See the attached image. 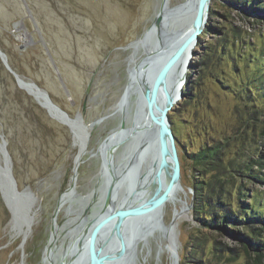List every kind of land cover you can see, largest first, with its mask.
<instances>
[{
  "label": "rangeland",
  "instance_id": "obj_1",
  "mask_svg": "<svg viewBox=\"0 0 264 264\" xmlns=\"http://www.w3.org/2000/svg\"><path fill=\"white\" fill-rule=\"evenodd\" d=\"M161 1L0 0V48L7 54L11 67L27 81H34L45 89L52 101L71 118H77L84 106L85 123L102 118L94 125L88 147L84 136L88 129L82 132L79 122L83 148L79 147L74 131L66 125L63 116L49 108L46 96L18 85L0 57V132L8 141L20 189L30 186L37 196L31 212L34 216L31 232L25 236L23 231L27 226L13 224L11 212L0 192V264H59L67 248L70 249L74 233L81 226V218L90 216L97 209L104 183V177L99 175L101 148L104 139L121 120L119 110L126 100L121 96L130 83L131 71L147 55L143 50L145 46L136 49L131 44L150 26ZM183 1L171 0L170 6ZM212 9L214 15H211ZM208 21L217 27L239 26L253 46L238 43L231 53H253L249 54L252 61L248 66L239 62L240 66L249 72L255 70L258 63L264 72V9L247 13L228 0H212ZM217 38L216 32L207 35L202 39V45L215 43ZM233 39L229 41L230 48L232 42L237 43L236 37ZM201 51L197 44L185 85L190 75L191 80L201 83V90L191 105L179 104L180 99L170 116L182 157L180 186L165 205L162 220L158 217L157 222L151 221L149 232L152 235L146 236L148 233L144 231L136 241L134 264H177L176 252L180 254V264H194L193 258L205 264H264V256L259 259L254 253L251 256L244 254L241 246L246 236L244 224L232 226L240 234L220 233L202 228L194 219L193 208L185 211L187 205L195 201V181L199 178L207 180V184L210 181L209 172L203 166L195 167L190 155L220 138L235 136L239 110L236 105L245 107L241 102L244 100L239 102L233 95H226V90L217 81L208 77L206 82L199 79L193 61L194 58L200 60ZM209 71L220 72L225 83L238 79L231 65L222 64L216 68L215 64ZM138 79L131 80L127 90L131 96L127 106L129 121L136 108L137 94L134 92L140 88ZM257 127L249 131L245 141L233 143L238 146L239 155L228 156L222 167L229 166L231 159L236 168L241 165L244 170L250 166L255 171L258 178L248 177L243 182L249 194L242 201L246 207L258 206L264 211V136H259L262 129ZM123 150V146L115 150L116 163L124 161ZM78 152L82 162L75 179L74 164ZM74 180L76 186L71 189ZM91 192V197H87ZM209 192L213 190L203 191L206 198L211 197ZM119 193L123 195L124 189H119ZM201 206L204 209L205 206ZM247 210L254 220L252 225L259 230L257 237L262 239L264 213L256 215ZM161 221L164 222L162 225ZM226 224L234 225L233 222ZM167 231L172 232L168 238ZM218 245L237 252L221 258L215 249ZM47 246L51 248L48 258Z\"/></svg>",
  "mask_w": 264,
  "mask_h": 264
},
{
  "label": "water",
  "instance_id": "obj_2",
  "mask_svg": "<svg viewBox=\"0 0 264 264\" xmlns=\"http://www.w3.org/2000/svg\"><path fill=\"white\" fill-rule=\"evenodd\" d=\"M167 3L169 0L162 1L160 11L156 12L150 26L139 37L145 41L149 37L148 44L152 46L157 41L158 46L144 49L147 55L136 65L137 68L143 66V70L146 71L145 79L137 83L140 88L134 92L137 94L136 108L130 121L127 107L130 98L125 108L121 110L122 116L117 128L121 127V132L124 133L122 140L118 141L114 149H108L107 171L102 176L104 177L102 213L81 233L79 246L76 251H72L69 261L65 262L67 256L65 254L59 264H134L136 258L134 256L129 258L130 252L134 250H128L127 240L133 236L138 237L145 231L143 229L149 228L152 224L148 222H151L153 216L157 215V220L158 217L162 220L163 208L180 183L182 162L169 112L176 102L183 98L188 66L192 62L200 36L207 26L212 0H184L169 7L165 12ZM153 27L157 28V35L151 34ZM186 55V64L181 67L180 63ZM0 57L6 68L14 74L18 85L25 82L11 67L7 54L1 48ZM152 57L154 59L150 63L144 61ZM142 61L144 62L141 64ZM140 82L143 83L142 87ZM27 83L39 87L34 81ZM44 92L49 96L45 89ZM50 100L59 107L51 98ZM62 111L68 115L65 110ZM85 115L86 106L76 117L83 127L87 125L90 127L88 133L90 137L94 125L102 118L85 124L83 122ZM147 118L149 122H144ZM127 121L130 122L129 125ZM119 146L124 147L122 159H127V163L124 161V164L120 161L119 165H122L120 171L115 168L118 164L115 162V150ZM110 152H113V155ZM126 153L131 154L129 158L125 156ZM79 158L78 152L74 176L79 167ZM129 164L130 170L127 169ZM102 168L103 163L101 170ZM144 179L149 180L150 184L145 188V194L139 195ZM133 184V187L137 186L130 199L128 197L123 203L115 205L114 202L120 195L119 189L123 188L127 192ZM0 192L11 212L14 225H27L31 228L34 217L31 212L37 202V196L30 186L20 189L14 175L8 141L1 132ZM190 206L193 208V203ZM58 209L59 204L55 215L58 214ZM172 219L174 220V217ZM110 230L113 235L103 243ZM48 246L46 252H51Z\"/></svg>",
  "mask_w": 264,
  "mask_h": 264
},
{
  "label": "trees",
  "instance_id": "obj_3",
  "mask_svg": "<svg viewBox=\"0 0 264 264\" xmlns=\"http://www.w3.org/2000/svg\"><path fill=\"white\" fill-rule=\"evenodd\" d=\"M228 1L232 3L233 6H237L247 13H256L257 11L264 9V1ZM213 12L212 9L211 15H214ZM215 32L218 34V38L215 39L216 42H209L208 44L210 45L208 46L202 45V39ZM241 33L242 31L239 26L224 25L217 27L215 24L208 21L206 29H204L198 43V46L202 50L200 60L194 58L193 61V69L196 72L198 71L197 73L199 74V79L201 81L206 82L207 77L213 79L215 82L217 81L221 85V88L226 90V95H233L236 97V101L239 102L244 100L241 102H243L245 107L242 108L239 104L236 105L239 110H237L238 120L237 127H235L234 130V135L236 134L235 136L230 135L229 137L220 138L219 140L214 141L211 145L204 148L200 147L199 151L190 155L194 166H203V169H206L210 174V181L213 180L212 184H210V181H208L207 184V180L200 178L195 181L194 191L197 195L195 196L192 211L194 213V219L198 224H200L202 228H207L211 231L220 233L226 231V233L228 232L229 234L237 235L239 232H236V229L234 230V227L232 226H236V223L244 224L245 226L241 225L246 229V236H244L241 241V246L245 252L244 254L251 256V254L254 253L255 256L259 258L264 256V236L262 239L257 237V231L259 230L255 225H252L254 220L249 217L247 208L249 211L252 210L254 213H257L256 215H261L264 211L263 209H259L258 206L256 208L246 207L244 206V200L242 201L243 197L248 196L249 194L246 193V184L243 182L246 181L248 177L256 179L258 176L250 166L249 168L246 166L244 170H241V165L236 168L235 162L231 159H229V166L222 167V164L226 162L225 160L228 156L231 154L232 156L239 155V150L236 149L238 146L233 143L239 142L238 144H240L245 141V138L248 136L249 131L252 130V128L258 126V129L260 126L262 131L259 133V136H264V72L260 69L262 67H258V63L255 66V70L251 69L247 72L245 67L252 61L249 54L252 55L253 53H242L240 55L231 53V51H235V44L238 43H241V46L243 43L250 47L253 46L250 41L245 39L243 34L245 32ZM233 36L236 37L235 40L237 43L232 42L230 48L229 41L234 40ZM196 52L197 49L195 50V53ZM224 60L225 62H223ZM239 62H243L245 67L243 66L242 68ZM215 64L216 68L222 66V64L233 66L235 72L238 74V79H235L232 83H225L224 77H221L220 72L211 73V71H209L211 70V67H215ZM212 70L214 71L213 68ZM241 74L242 76H239ZM200 86L201 83L191 80L189 75L187 86L184 89L183 98L179 104H185L186 106L189 104L191 105L194 101L195 95L201 90ZM174 110L175 109H173V111ZM170 112L169 116L172 114V112ZM256 134L257 132H255L254 135ZM237 137H240L241 139H237ZM177 142L179 146L178 138ZM180 158L182 162L181 154ZM239 163L242 164L241 162ZM204 188L213 190V192L208 193L211 194V197L206 198V195L203 193L205 190ZM201 205L205 206L204 209ZM228 222H233L234 225L230 224L231 226H228L226 224ZM215 249L217 255L219 257L222 256L221 258L224 259L227 258L229 254L237 252L228 246L218 245V247L215 246ZM193 259L194 264H205L200 262L199 259Z\"/></svg>",
  "mask_w": 264,
  "mask_h": 264
},
{
  "label": "bare ground",
  "instance_id": "obj_4",
  "mask_svg": "<svg viewBox=\"0 0 264 264\" xmlns=\"http://www.w3.org/2000/svg\"><path fill=\"white\" fill-rule=\"evenodd\" d=\"M163 1V0H162ZM162 1H161V3H162ZM170 1L171 0H169V3H167L166 4V7H165V12L168 10V8L169 7H171L170 6ZM161 3H160V6H159V8L161 7ZM158 11H160V9H158ZM157 28L156 27H153V29L151 30V34H156L157 35ZM148 42H149V37H148V40H143L142 38H138L135 42H132V44H131V47L132 48H136L137 49V47L138 46H140V47H144L143 48V50L145 49H151V48H155L156 47V45H157V41L155 42V43H153L152 44V46L149 44L148 46H147V44H148ZM158 46V45H157ZM160 55H162V53L161 54H159V56ZM158 56V55H157ZM154 58L152 57V58H146L144 61H146V62H151L152 60H153ZM186 59H187V55L182 59V62L180 63V65H181V67H183L185 64H186ZM131 60H132V57H131ZM141 61V60H140ZM139 61V62H140ZM144 61H142L141 62V64L144 62ZM138 64V63H137ZM136 64V65H137ZM136 65H134V67H133V70L131 71V80H135V78L136 77H138L139 79L137 80V82L139 81V80H141V79H145V72L146 71H144L143 70V66L140 68V70H139V72H138V69L139 68H137V66ZM190 66H191V62H190V64H189V66H188V70H187V74H188V72H189V69H190ZM133 72H135V75H134V73ZM137 75V76H136ZM23 78V80L25 81V82H21V85L22 86H25V87H27V88H29V89H31V90H33L37 95H40L41 96V94L43 93L45 96H46V98H47V100L49 101V103L50 104H48L49 105V108H51V109H53L55 112H57L58 114H60L61 116H63L64 118H63V120H64V122L66 123V125H68L73 131H74V134H75V140L78 142V144H79V147H82L83 148V145H82V141H83V139H79V134H81V132H80V127H79V125H80V123H81V121L79 120V118H75V119H73V118H71V116L68 114V115H66L63 111H62V108H59L60 109V111L65 115H62V113H60L59 111H58V109H56L55 107V105L53 104V103H51V100H50V97L44 92V89L43 88H41L40 86L39 87H36V86H33V85H31V84H28L27 82H29V81H27L26 79H24V77H22ZM130 80V83L128 84V87H126V90H125V93L123 94V96H122V98L123 97H126V100L125 101H123L122 103V106H121V108H120V110H119V112H120V115L122 116V112H121V110H123L124 108H125V106H126V104L128 103V101H129V98L131 97L130 96V94L128 95V89H130V84H131V81ZM186 82H187V79H186ZM186 82H185V85H186ZM143 83L142 82H140V86L142 85ZM142 87V86H141ZM174 90H175V88H173ZM184 89H185V86H184ZM138 92H140V90L138 91ZM133 93V92H132ZM183 95H184V93H183ZM180 100V99H179ZM178 100V101H179ZM178 101L176 102V104L178 103ZM55 106V107H54ZM55 108V109H54ZM79 117V116H78ZM149 119L147 118L146 119V121L144 120V122H149L148 121ZM80 122V123H79ZM83 122H85L84 120H83ZM86 124V123H85ZM145 125H148V124H145ZM88 129V131H87V133L86 134H84V136H85V138H86V143L85 144H87L86 146L88 147V140H89V138L90 137H88V133H89V130H90V127L87 125V126H85V127H83V124L81 123V131L82 132H84V131H86ZM123 135H124V133L123 132H121V127H118V128H115L112 132H110L109 133V135L104 139V143H103V145H102V148H101V160H102V163H103V168H102V170H100V173H99V175L100 176H103V174L107 171V160H108V149L109 148H112V149H114V147L117 145V143H118V141H120V140H122V138H123ZM86 147V148H87ZM81 148V149H82ZM112 155H113V152H110ZM131 154L130 153H126L125 154V156L127 157V158H129V156H130ZM126 160L127 159H125L124 161L126 162ZM79 166H80V163L82 162V157H80L79 158ZM123 161V164L125 163ZM78 163V162H77ZM119 163H120V161H118V164L115 166V168L118 170V171H120V167L122 166V165H119ZM127 163V162H126ZM78 169H79V167H78ZM128 170H130V164H129V166H128V168H127ZM77 173H78V170L76 171V174H75V179H76V177H77ZM149 180H147L146 181V179H144L142 182H141V185L143 186V187H141V191L138 193L139 195H143V194H145V192H146V189L145 188H147V186L150 184V182H148ZM145 182V183H144ZM71 186H72V188L71 189H75V186H76V181L74 180V181H72V183H71ZM134 186V184L133 185H131L129 188H128V190H127V192H125L123 195H119L118 196V198H116V200H115V202H114V204L115 205H118V204H121V203H123L125 200H127L128 199V197H129V199H130V197H131V194L133 193V191H134V188L137 186H135V187H133ZM180 186V183H179V185H178V187ZM104 189V187H102V194H101V196H100V202L98 203V205H97V209H95V211L89 216H83L81 219H83V220H81L82 221V223L80 224L81 226H79V227H77V230H76V232L74 233L75 234V238L72 240V243H71V246H70V249H69V247L67 248V250H66V252L64 253V256H65V254H67V256H66V259H65V262H68L69 261V258H70V256H71V253H72V251L74 252V251H76L77 250V248H78V246H79V244H78V242H79V238H80V235H81V233L83 232V231H85L86 230V227L88 226V224L93 220V219H96V218H98V216L102 213V207H103V201H104V197H103V190ZM145 189V191L143 192V190ZM68 190V189H67ZM66 190V191H67ZM137 190V189H136ZM135 190V191H136ZM175 191V190H174ZM174 193V192H173ZM91 195H92V192L91 193H89L88 194V196L87 197H91ZM61 200V199H60ZM60 200H59V205H60ZM96 208V207H95ZM190 208H191V206H190V204L189 205H187V208L185 209V211L186 212H189V210H190ZM164 209H165V206H164V208H163V211H162V215H163V212H164ZM81 217V214H80V216H79V218ZM155 217V218H154ZM154 218V219H153ZM153 218H152V222L153 223H155V222H157V215L156 216H153ZM161 220V219H160ZM172 230L174 229V225H175V223H174V220L172 219ZM163 221H161V225L164 223H162ZM149 224L151 223V222H148ZM13 224H14V221H13ZM27 226V225H26ZM24 228H26L24 231H23V234L26 236V235H28V233L29 232H31L30 231V226H27V227H24ZM145 230V232H147L148 234L146 235V236H149V235H152V233L151 232H149V228H147V229H143V231ZM134 231H136V230H134ZM143 233V232H142ZM172 232H170V231H167L166 232V238H168L169 237V235L171 234ZM113 235V233H112V231L110 230L109 232H108V234L104 237V241H103V243L107 240V238H109L110 236H112ZM135 235V234H134ZM142 234H139V236L137 237H132V238H130V239H128L127 241H128V245H129V248H128V250L130 251V250H134L133 252H130V254H129V258L130 257H132V256H135V253H136V248L134 247V245H135V243H136V241L138 240V238L141 236ZM51 244L53 245L54 244V240L52 239V241H51ZM83 244H84V242H83ZM119 245H117V247H118ZM69 250V251H68ZM47 253V258H48V255L51 253V252H46ZM70 253V254H69ZM176 256H177V264H180V254H179V252H176ZM68 259V260H67Z\"/></svg>",
  "mask_w": 264,
  "mask_h": 264
}]
</instances>
